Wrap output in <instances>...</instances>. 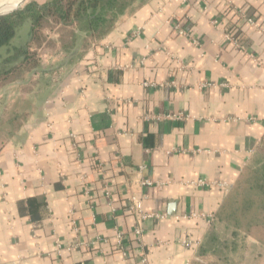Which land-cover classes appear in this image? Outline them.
<instances>
[{
	"label": "crops",
	"instance_id": "obj_1",
	"mask_svg": "<svg viewBox=\"0 0 264 264\" xmlns=\"http://www.w3.org/2000/svg\"><path fill=\"white\" fill-rule=\"evenodd\" d=\"M59 71L0 149V264L215 255L264 136V0H138ZM132 198L156 217L140 223Z\"/></svg>",
	"mask_w": 264,
	"mask_h": 264
},
{
	"label": "rangeland",
	"instance_id": "obj_2",
	"mask_svg": "<svg viewBox=\"0 0 264 264\" xmlns=\"http://www.w3.org/2000/svg\"><path fill=\"white\" fill-rule=\"evenodd\" d=\"M30 2L27 0L23 6ZM41 26L35 44L28 49L27 64L21 66L19 60L15 61L6 66L8 73L0 78V149L10 141L22 140L24 124L47 96L53 81L62 77L59 66L77 61L96 41L73 25L65 26L51 19ZM29 31L28 21L18 26L11 46L0 48V61L26 43ZM11 67L16 69L12 71ZM213 231L215 255L211 249L206 250L205 263L264 264V143L242 173Z\"/></svg>",
	"mask_w": 264,
	"mask_h": 264
},
{
	"label": "trees",
	"instance_id": "obj_3",
	"mask_svg": "<svg viewBox=\"0 0 264 264\" xmlns=\"http://www.w3.org/2000/svg\"><path fill=\"white\" fill-rule=\"evenodd\" d=\"M138 0H52L39 4L27 3L18 10L0 16V48L11 46L16 29L24 21L30 23L29 37L23 46L13 50V55L0 61V78L7 75L6 66L20 61L25 65L29 61V47L35 44L41 24L48 19L68 26L73 25L89 39L99 40L115 26L120 16L126 13ZM19 66V65H18ZM16 67H11L14 70ZM264 143V136L259 146ZM258 146V147H259ZM205 251V250H204ZM205 256V255H204ZM191 264H214L196 260Z\"/></svg>",
	"mask_w": 264,
	"mask_h": 264
},
{
	"label": "built area",
	"instance_id": "obj_4",
	"mask_svg": "<svg viewBox=\"0 0 264 264\" xmlns=\"http://www.w3.org/2000/svg\"><path fill=\"white\" fill-rule=\"evenodd\" d=\"M179 32H180V34H183L182 31H179ZM144 87H155V84H152V83H144ZM143 185H150V183L149 182H144ZM131 203H132V206L130 208L136 214H138L140 223L143 222V221H145V220H147V219L156 217L155 215H152V214H145V213H143L142 201L141 200H138L136 198H132ZM141 233H142V230H141V227L140 226L134 230V234L136 235L137 239L141 236ZM116 239H117V243L119 245L120 251L122 252L123 255H126L124 253L125 252L124 249L120 245L121 239H122L121 235L118 234L116 236Z\"/></svg>",
	"mask_w": 264,
	"mask_h": 264
},
{
	"label": "bare ground",
	"instance_id": "obj_5",
	"mask_svg": "<svg viewBox=\"0 0 264 264\" xmlns=\"http://www.w3.org/2000/svg\"><path fill=\"white\" fill-rule=\"evenodd\" d=\"M20 0H0V13L5 12L15 6Z\"/></svg>",
	"mask_w": 264,
	"mask_h": 264
},
{
	"label": "water",
	"instance_id": "obj_6",
	"mask_svg": "<svg viewBox=\"0 0 264 264\" xmlns=\"http://www.w3.org/2000/svg\"><path fill=\"white\" fill-rule=\"evenodd\" d=\"M27 0H20L15 6H13L11 9L5 11V12H2L0 13V16L2 15H7V14H10L16 10H18L20 7L23 6V4L26 2Z\"/></svg>",
	"mask_w": 264,
	"mask_h": 264
}]
</instances>
